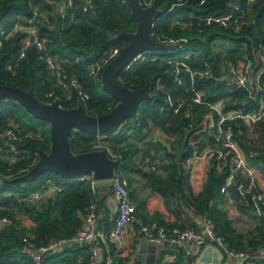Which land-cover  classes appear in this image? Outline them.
I'll list each match as a JSON object with an SVG mask.
<instances>
[{"label": "trees", "instance_id": "trees-1", "mask_svg": "<svg viewBox=\"0 0 264 264\" xmlns=\"http://www.w3.org/2000/svg\"><path fill=\"white\" fill-rule=\"evenodd\" d=\"M58 1L0 0V30H8L15 21L32 16L34 6H38L46 15L41 34L47 39L50 52L56 57L66 78L78 77L90 97L84 100L74 94L71 99H67L65 90L57 85L42 54L34 46L25 48L21 34L2 37L0 82L27 91L32 89L42 102L47 99V93L53 92L50 100L59 102L64 108L83 103L91 114L108 112L117 100L102 88V82L95 80L87 64L109 55L115 47L126 45L127 39L111 38L118 31H135L137 21L125 0H94V7L87 10L84 8L85 0H77L76 5L64 17L59 12ZM248 1L205 0L200 3L201 0H157L163 13L154 20L151 29L153 37L158 36L160 42L167 39L178 40L182 45L173 50L142 52L143 57L136 56L122 71L119 80L123 84L133 89L149 84L153 98L143 101L137 114L127 118L126 124L118 133L114 134L116 129L110 132L112 135L109 138L112 149L121 155L118 173L120 177L127 178L131 198L133 199L134 192L130 173L137 170L147 177L151 190L164 198L174 214L172 220L153 219L154 221L168 228L198 230L199 220L207 215L230 248L246 252L264 244V216L260 217L261 227L255 232L244 234L230 228L226 210L217 205L221 195L233 196L241 209L255 211L250 203L243 201L236 185L229 188L228 194L221 192L231 171L230 161L222 168L219 161L210 162L204 172L201 190L194 189L191 178L194 167L187 163V158L195 144L199 143L204 148L207 143H212L206 134V120L201 117L204 107H199V112L193 117H186L182 111H171L168 109L166 94L160 90L159 85L170 90L176 99L185 96V89L191 87L186 73L181 74L182 84L175 79L176 74L173 73L169 59H185L192 63L195 59H207L215 62L217 67L225 59L242 61L244 53H249L256 60L258 44L264 43V0H254L249 11ZM233 3L240 5L239 13L248 11L245 16L247 23L240 29L228 30L212 25L203 33L197 31L193 22L198 24L199 17L229 12ZM219 39L232 44L225 53L212 47ZM22 50L25 52L24 57L20 56ZM10 65L12 70L9 69ZM197 87L203 90L204 97L209 100L228 98V103H232L247 97L244 90L230 92L225 83L212 80H199ZM11 127L22 131L32 130L38 134L16 142L23 154L20 158H14L0 138V197L6 199L5 203L11 208L6 212L14 219V224L0 227V264H34L29 251L48 243L51 238L73 236L84 222L85 208L97 201L98 188H93L91 179L64 177L55 171H47L36 176L33 181H13V178L26 173L22 169L29 167L36 151L50 150L51 141L49 122L35 117L18 100L6 97L0 99V129ZM152 127L177 137L176 143L169 141L163 146L168 159L161 157V165L158 164L157 169L164 172L160 173L151 164L156 159L150 150L152 144L141 145L138 142L148 137L147 130ZM157 135L153 137L156 141ZM95 140L96 134L77 128L71 132V145L76 153L94 150ZM156 141L153 140L152 143L155 144ZM182 144H185L186 151L182 161H178L176 152ZM240 144L248 162L258 174L259 183L264 181V119L259 128L240 137ZM141 151L150 159L146 162L150 166L148 170L138 168L135 162V157ZM48 178L62 189L45 195L32 205L18 202L20 196L40 188L44 179ZM238 178L245 180L242 175ZM261 189L264 192V186ZM15 210L21 214H15ZM137 210L139 212L140 209ZM24 215L31 224L23 222ZM137 243H132L129 250L123 253H115L110 242L105 240L102 244L105 249L101 264H141L134 256ZM90 255L89 244L69 243L48 253L42 264H89Z\"/></svg>", "mask_w": 264, "mask_h": 264}, {"label": "built area", "instance_id": "built-area-1", "mask_svg": "<svg viewBox=\"0 0 264 264\" xmlns=\"http://www.w3.org/2000/svg\"><path fill=\"white\" fill-rule=\"evenodd\" d=\"M148 6L154 0H142ZM254 0L248 1V11L251 9ZM201 0L200 3H204ZM77 0H59L58 9L62 17L67 11L73 8ZM233 8L229 12L221 14H210L202 16L198 24L194 23L195 28L199 33L205 32L209 26H221L228 30H238L241 26L247 23L245 18L248 11L239 13L240 5L233 3ZM94 7V0H85V10ZM46 17L38 6H34L33 15L17 20L7 30H0V47L2 46V37L14 34H21L24 38L25 48L36 47L42 54L47 67L52 71L57 85L65 90L67 99H71L74 94H77L82 99H88L89 93L83 88L80 79L76 76L66 78L65 74L59 67L56 57L50 52L47 39L41 34V26ZM194 18V16H193ZM189 24V23H188ZM191 24V26H193ZM157 41L158 36L154 37ZM164 42V41H163ZM178 40L167 39L165 43H178ZM182 43L179 42L178 46ZM257 59L254 60L249 53H244L242 61L233 59L222 60L217 67L215 62L207 59L189 62L185 59H169L175 79L182 84L181 74L186 73L191 82V87L186 88V95L176 99L170 90H166L163 85H159L160 90L166 94L168 109L174 112H184L186 117H193L199 112V107H204L201 117L206 120V134L211 139L212 143H207L204 148L200 144H195L187 158V163L192 167H199L204 162L213 160L219 161L220 168L224 167L228 161L231 164V171L226 178L225 183L221 188V192H229V188L233 185L237 186V190L243 201L251 204L255 212L264 216V192L258 180L257 173L249 164L245 151L240 144V137L247 132L259 128L260 123L264 119V43L258 44ZM175 49V48H173ZM170 49V50H173ZM120 48L115 47L109 55H104L98 60L87 64L90 74L99 83L102 82V74L108 63L119 53ZM21 57L25 56L24 50L21 51ZM142 55L139 54L137 58ZM143 57V56H142ZM190 58V56H187ZM12 70V65L9 66ZM199 80H212L219 83H225L229 87L230 92L244 90L247 97L228 103V98H219L209 100L204 97L202 89L197 87ZM53 92L46 94L47 99L44 103H53L50 98ZM126 122L124 123V125ZM120 130L114 132L118 133ZM38 133L32 130H17L16 128L0 129V138L4 140L7 151L14 157H22V151L17 146L16 142L26 140ZM111 133H99L96 135L94 149L105 150L111 157L119 160L120 154H117L109 143ZM40 151H36L29 167L22 170L28 172L39 160ZM243 176L245 180L238 178ZM80 180H92L93 188L97 185L93 174H82L77 177ZM2 181V179H1ZM50 179H45V182L40 188L29 192L26 195L20 196L18 202L38 203L48 192L61 190L62 187L53 188L50 185ZM112 181L114 193L118 198V214L109 231H105L99 227L100 208L94 202L85 208L83 212V224L76 230L73 236L69 238H51L48 243L41 244L29 251V255L34 264H42L45 256L51 251L61 249L69 243H86L90 248L89 264H101L105 247L103 242L109 241L112 245L111 249L115 253H123L127 249L126 232L130 225L138 228L140 236L147 242L161 244L164 241L171 243L182 244L184 242H194L197 245L214 244L220 250L225 252L230 257H236L242 263H246L252 259H264V244L258 246L253 251H237L228 246L225 238L220 235L215 228V224L210 217L204 215L200 220V228L198 230L182 229L179 227L168 228L166 225L150 220L146 221L138 212L137 206L131 198L129 191V182L127 178L118 176ZM6 199L0 197V227L9 224H14L13 216L6 211L11 208L5 203ZM15 214L21 213L17 210ZM142 247L141 243H137L135 249L138 251ZM175 257L165 259L160 264H173ZM197 264H222L215 263L211 260H205Z\"/></svg>", "mask_w": 264, "mask_h": 264}, {"label": "water", "instance_id": "water-1", "mask_svg": "<svg viewBox=\"0 0 264 264\" xmlns=\"http://www.w3.org/2000/svg\"><path fill=\"white\" fill-rule=\"evenodd\" d=\"M126 6L137 21L135 31L121 32L112 40L127 39L128 43L120 48L119 53L108 63L102 74V88L117 100L115 106L102 114L89 113L84 104L64 108L59 102L44 103L34 94L32 89L24 90L18 86L5 85L0 82V99L10 97L22 103L35 117L50 123V150H40L38 162L25 174L13 178V181H33L47 171H55L64 177L75 178L82 174H93L94 180L111 181L119 176V160L111 157L105 150H91L76 153L71 145V132L79 130L93 134L108 133L120 130L125 120L134 117L142 102L153 98L149 84L133 89L123 84L119 77L124 69L145 51L170 50L178 47V43L157 41L152 35L155 18L163 13L157 0L146 6L142 0H125ZM186 151L182 144L176 152L178 161H182ZM29 205H32L29 203ZM153 246L157 259L166 248L177 249L180 244L164 241L161 244L147 242L142 239V249ZM140 258V256H139Z\"/></svg>", "mask_w": 264, "mask_h": 264}, {"label": "crops", "instance_id": "crops-1", "mask_svg": "<svg viewBox=\"0 0 264 264\" xmlns=\"http://www.w3.org/2000/svg\"><path fill=\"white\" fill-rule=\"evenodd\" d=\"M147 132L149 135L144 140L148 141H150V139L157 134L154 132V127H152L150 130H147ZM250 133L251 132H249V134ZM211 162L216 161L213 160ZM145 165L148 166L147 169L150 168L148 164L145 163ZM209 165L210 162H204L199 167L193 168L191 178L192 184L196 191L201 190L204 172L209 167ZM160 171L164 172L163 170ZM196 181H200L199 187L197 186ZM49 182L53 183V188L59 187L54 184L52 180H50ZM260 185L264 186V181H260ZM97 188L98 198L95 203L100 208L99 227L108 232L118 214V198L114 193L112 181H100L97 183ZM131 188L134 192V196L136 194L135 201L134 199L133 201L136 204L137 208L140 209V215L144 219L146 218V220L148 221L153 219H162L164 221H167L174 218V214L171 211V208L165 203L162 196L155 194L153 191L144 192L140 190V192H138V186H133V183ZM53 192L54 191L48 192L46 196ZM217 205L226 210L227 216L230 220V228H232L233 231L249 234L257 231L258 228L261 227V216L258 215L255 211L241 209L233 196H227L224 194L221 195V199L217 201ZM128 228L129 229L126 232V250H129V246H131V244L135 242H139L142 245L143 239L140 236V232L138 231V228L136 226L130 225ZM141 249L138 251L136 250L134 255L135 258H137L141 262V264H160L161 262H164L165 259H171L172 257H175L173 264H187L191 261H193L194 264H197L205 260H211L215 263L222 264H264V259L258 258L252 259L246 263H242L239 258L228 256L214 244L197 245L194 242H184L180 244L177 249L166 248L162 256L158 259L156 256L158 253H160V250H157L156 253L155 248H153V246L151 245L149 246V248H143V252H141ZM133 264H135V262Z\"/></svg>", "mask_w": 264, "mask_h": 264}, {"label": "rangeland", "instance_id": "rangeland-1", "mask_svg": "<svg viewBox=\"0 0 264 264\" xmlns=\"http://www.w3.org/2000/svg\"><path fill=\"white\" fill-rule=\"evenodd\" d=\"M231 46H232V44H230L229 41L221 40V39L217 40L212 45V47H213L214 50H221L224 53ZM154 132L158 134V135L156 134L158 140L156 141L155 144L152 143L153 140L155 141V139H153V138H151L150 141L144 140V141L141 142V140H138V142L141 145L142 144H147V145L152 144L150 150H151L152 154L156 157V159H155V161H151V164H152L153 167L156 166V169H155L156 172L157 173H160L161 171L159 169H157V165L158 164L161 165V157H163L164 160H167L168 159L166 157L165 150H164L163 146H164V144H166V142H169V141L176 143L177 137L174 136V135H170V134L164 133V132L160 131L158 128H156V127H154ZM147 160H150V159L146 156V154L144 153V151H141L135 157V162H136L138 168H141L143 170H146L148 168V166L145 165L146 162H149ZM130 176L132 178L133 186H135V185L138 186V192H140V190L141 191H144V192L152 191L151 188H150V186H149L148 179H147V177L144 174H141L139 171L135 170V171H133V172L130 173ZM44 182H45V179H44ZM196 182H197V186L199 187L200 181L199 182L196 181ZM50 184L53 185L52 182H50ZM135 196H136V194H135ZM135 196L133 197L134 201H135ZM22 219H23V222L28 223V224H31L30 223V220H28L25 215L23 216Z\"/></svg>", "mask_w": 264, "mask_h": 264}]
</instances>
